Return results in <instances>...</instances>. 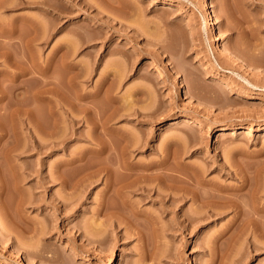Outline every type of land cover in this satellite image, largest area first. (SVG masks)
Here are the masks:
<instances>
[{"label": "rangeland", "instance_id": "1", "mask_svg": "<svg viewBox=\"0 0 264 264\" xmlns=\"http://www.w3.org/2000/svg\"><path fill=\"white\" fill-rule=\"evenodd\" d=\"M28 1L29 5L15 3V6L8 0L14 5L12 8L0 7V93L16 92L17 104L25 105L29 101L37 109L45 104L34 103L33 94L40 90V85L35 83H41L42 79L53 85L63 81L68 136L65 148L46 153L29 150L25 147L29 142L26 121L20 120L21 123L10 117L11 110L5 107L9 99L0 102L3 164L0 163V264H264V251H252L244 237L236 236V226L227 231L233 219L231 211L184 231L172 226L176 217L181 216L179 208L175 209L176 215L173 207L167 205L164 209L159 197H145L140 192L128 191L126 196L142 212L153 216L154 222L142 233L144 237H136L129 231L125 235L122 225L117 235H105V239L99 240L101 246L95 223L106 192L103 176L108 174L104 172L76 192L68 187L64 189L58 181L46 180L61 162H70L73 154L99 149L91 137H102L104 128L100 126L92 133V123L80 122L85 115L80 105L87 102L94 116L101 111L98 117L92 115L98 118V123L105 119L106 124L111 118L105 125L109 136L105 134L102 138L110 139L108 144L113 151L120 147L121 141L117 143L122 132L128 136L134 134L133 140L140 145L147 144L143 149L140 145L130 147V169L156 164L169 155L168 165L173 170L198 168L207 183L232 189L241 185L245 173L261 174L264 171V0H207L215 13L213 27L206 25L210 10L204 6L205 0ZM45 2L52 9L44 6ZM58 14L61 19L57 18ZM78 31L84 36L89 34V42L83 46L79 42L77 53L71 57L74 61L70 60L89 70L81 73L77 88L69 86L68 77L62 75L66 74L64 69H59L63 66H57L58 61H55L57 65L54 61L52 67L49 65L48 78L39 75L37 68V73L33 69V73L20 76L18 81L12 80L9 74L27 69L31 60L35 63L37 59V67L39 63L46 66L58 55L56 48L65 40L73 48L71 42L80 38ZM202 58L209 61L208 65H201ZM209 69L216 75L208 77ZM160 71L165 76L161 77ZM180 82L186 86L184 89L179 88ZM228 85L233 88L227 89ZM76 92L80 97L88 95L86 102ZM69 101H74V106ZM36 109L35 112L40 110L38 113L46 116L44 106ZM116 114L126 116L119 118ZM70 116L80 121L76 120V124ZM175 119H192L195 124L180 122L171 126ZM33 124L28 126L34 128ZM71 124L76 125V131L71 130L74 129ZM198 124H203L201 130ZM4 128L6 133L9 130L6 138L1 137ZM38 133L35 134L40 141L45 136ZM61 167L70 180L75 170L67 165ZM262 175L254 181L264 191ZM261 196L264 202V192ZM183 209L192 212L197 207L189 201ZM246 238L263 241L257 236ZM75 255L79 258L74 259Z\"/></svg>", "mask_w": 264, "mask_h": 264}, {"label": "bare ground", "instance_id": "2", "mask_svg": "<svg viewBox=\"0 0 264 264\" xmlns=\"http://www.w3.org/2000/svg\"><path fill=\"white\" fill-rule=\"evenodd\" d=\"M1 1L2 2L0 4V7H2V9L4 8L5 10L9 6L10 7L14 6V5L16 6L17 3L18 4H28V5L30 4V2L28 0H12V3H14V5L9 4L8 0H1ZM46 1H48V0H46ZM48 2L47 3L45 2L44 6H47V5L51 6L50 4H48ZM42 3H43V1H42ZM73 3H75V2L73 1ZM124 4L125 3L122 2L121 6L122 7L125 6ZM74 5L76 6V4H74ZM204 6L207 10H210L209 11L210 18H209V20L206 21V25L212 26L214 24L213 23L214 22L213 17H214L215 13L211 9L212 7H211L210 3H208L207 0L204 1ZM71 7H73V6H71ZM42 8H43V4H42ZM51 9H52V6H51ZM116 9L120 10L122 8L116 7ZM45 10L49 13L52 12V10L51 11L47 10V9H45ZM54 10H55V8H54ZM56 13H58V11L55 12V16H56ZM60 17H61L60 14H58L57 18L61 19ZM37 22L38 21H36V23ZM46 24H47V21H46ZM74 33L76 34V32H74ZM78 33L80 35V36L77 35L78 37H80L78 42H73V41L71 42V43H73V45H75L74 46L75 48L73 47L74 49L71 47L72 45H70V43L67 44L65 42L68 40H65L63 43L59 42L60 44L56 48L57 49L56 52L58 53V55L54 59L52 57L53 60L48 61V63H46L47 65L43 64L46 66L41 67L40 63H39V67H37V65H36L37 59L36 60L33 59V61L35 60V63L31 62L32 61L31 60L30 61V63H31L30 67H29V65H27L28 66L27 69L24 68L25 70H23V69H22V71L20 70V72L18 74L17 73L9 74V75H11L12 80L18 81L20 76H25L26 74L33 73L34 70L36 72L37 68H38L37 71L40 73L39 75H41L42 77L47 76L48 73L51 74L50 70H48L49 69L48 67H50L52 65V62L54 61L53 62L54 65L58 64L57 66H59V64H60L63 66V68H60L61 66H59V69L61 71H63L62 69H64V72L67 75L66 74L65 75L62 74V75L68 77L67 79H69V84H70L69 86L71 88L73 87L75 89V87L78 85L77 79L82 77V76H80L81 73L84 74V72H87V70H89L87 67L85 68L84 65L83 66L78 65V64L72 62V61H74V59H72L71 57L75 56V52L77 53L78 47L81 45V44H79V42H82V46L84 44L86 45V43L89 42L87 40V39H89V38H87V36L89 34L86 36V34H87L86 33L85 34L86 37H85L80 31H78ZM68 42H70V41H68ZM74 43H76V44H74ZM77 43H78V45H77ZM8 46H11V45H8ZM76 46H77V48H76ZM9 53H10V51H9ZM8 56H9V54H8ZM28 58H27V60H28ZM236 58H238V57H236ZM201 60H202L201 61L202 66L208 65V63H209L208 60H206L205 58H202ZM55 61L56 62L58 61L59 63L57 62V64H56ZM80 66H82V67H80ZM83 67L86 69V71L84 70ZM54 69H56V68H54ZM55 73H57V72H55ZM207 73H208L207 74L208 77L216 75V73L210 69L207 70ZM85 75H86V73H85ZM160 76L161 77L165 76L163 71H160ZM177 76H178V78H180V75H177ZM42 77H40V78H42ZM47 78H48V76H47ZM39 81H41V83H38V84L35 83L37 86L40 85V87H39L40 90L37 89L39 91L37 92V90H36L37 93L33 94L34 95L33 98L35 100L34 103H36L37 101H39V102L42 101L41 103L44 102L45 105H43L44 106L43 110L47 111V113H45L47 117L49 114L50 118L48 117V119L50 122L48 120H47L48 122L46 121L47 117L45 115H40L38 113L40 110L35 112L36 107L33 109V106H34L33 103L28 101V103L26 102L24 105L23 104L24 102H23L22 103L23 107H22V105L17 104L16 98L19 99V97H18L19 94L16 92H11L12 95L9 92L8 93L10 95L6 94V92H1L0 93V102L3 103L6 99H7V101L9 99L8 103L7 104L5 103V107H6V109H7V107H9L8 109L11 110V111H9L10 114L8 113L10 115V117H15L14 119H17V121H18V119H19V121L22 120V122L26 121L25 122V124H27V127H26L27 131L26 132H28L27 136L29 137V139H28L29 142L25 145V147L28 146L27 149H29V150L36 149L38 152L46 153V152L51 151L52 149L54 150V148L55 149H57L58 147H64L65 148L67 145L66 144L67 143V139H66L67 137L66 136H68V135L65 134L67 132V131L65 132V130H67L68 128H66V126H65L67 124H64V123H66V121H68L67 120L68 118H66L64 113H65L66 106L68 107V105L66 104V101H65L66 99L63 95V93H65V92H63L64 88L62 89L63 81H61L62 83H60V82L56 83L55 82L56 84L54 83V85L52 82H49V81H46L43 79L39 80ZM179 84H180L179 85L180 89H184L186 87L184 85V83H182V82H180ZM110 87H111V85H110ZM226 88L230 89V88H233V86L228 85ZM74 89H72V90H74ZM77 92L75 94H77ZM80 94H82V93L80 92ZM106 94H107V92H106ZM50 96H53V98ZM77 96H78V98L80 97L79 94H77ZM77 96L74 95V98ZM11 97L14 98V101L16 100L15 101L16 103L12 101L13 99ZM33 98H32V100H33ZM80 98H81V100H84V102H86L85 99L88 98V95L87 96L83 95ZM239 98L240 97H238L237 100H239ZM10 99H11L12 103L10 102ZM71 99H73V98H71ZM75 100H77L76 102H79L80 99L76 98ZM74 101L72 102L73 104L70 101L67 103L68 104L71 103L72 104L71 106H74ZM97 101H98V99H97ZM80 104H81V102H80ZM77 105H78V103H77ZM43 106H40V107H43ZM80 106H82V108H80V109H81V111H84L85 115L81 118V121L78 119H76V120L83 122V123L84 122L85 123L88 122L89 124L92 123L93 124L92 130L94 129V131L92 133H94L96 130H98L100 126H102L104 128L103 132H105L104 135L105 134L108 135L110 131L108 132L109 129H106L108 126L106 127L105 125L109 122V120L111 118L109 119L108 116L106 117V119H109V120H106L107 121L106 124L104 122L105 119L103 120V122L101 120L98 123L96 121V119H98V118H93V117H96V116L98 117V115H97L98 113L100 115H102L101 111L95 113L96 115L94 116V114L92 112H90V109H92V108L88 106V102L85 103L84 105H80ZM3 108H4V106H3ZM10 108H12V109H10ZM39 108H37V109H39ZM74 108L76 109V107H74ZM0 110H1V107H0ZM114 110L117 111V109H115V108H114ZM130 110H128V111H130ZM116 111L111 110V112H116ZM90 113H92L91 116H90ZM103 114H105V113H103ZM138 114H139V112H138ZM92 115H93V117H92ZM116 115H119V118H120V115H121V117L122 116L124 117V115L126 116V114H116ZM116 115H114V116H116ZM132 115L133 114H130L129 116H132ZM142 115H145V114H142ZM103 116H100V117H103ZM70 117L72 118L73 116H70ZM113 117H112V119H113ZM44 118H45L46 122L44 121ZM50 119H52V120H50ZM28 120L31 124L34 123L32 126L35 129L37 128L36 132L33 131L34 128L31 127L32 128L31 129L28 126V124H30L28 122ZM76 120H75V117L71 119V121H73L74 123L77 124ZM73 122H70V123H73ZM180 122H184L187 125L195 124V122L192 121V119H184V121L183 120L179 121V119H175V120L171 121L170 125L174 126V125L179 124ZM100 123H101V125H100ZM78 124H79V122H78ZM83 125H85V124H83ZM202 125L203 124H198V126H199L198 130H201L203 128ZM71 126L74 127V129H75L76 125L74 126V124H71ZM69 129H71V128H69ZM74 129H71V130L76 131V129L75 130ZM5 130H7V129L4 128V131L1 130V133H2L1 137L2 138H4V137L6 138L7 135L5 136V134L9 133L8 132L9 130L7 131V133ZM37 131L45 136V137L43 136L44 138L41 139L40 141L38 140L40 138L38 136H36V134H35V133H38ZM98 132H100V131H98ZM98 132H97V135L99 134ZM103 132H102V134H103ZM75 134H76V132H75ZM72 135H74V132L72 133ZM104 135H102V137H104ZM133 135H132V133H131V135L129 134V136H131V138H130L128 135H125V133L122 132L120 134V137H119L120 139H118L119 142L117 143V144H119L121 141L120 145H118V146L121 147V145H122V148H120V147H119V149L115 148L116 151H113L112 145L110 146L108 144L110 139L107 140L106 138H102V137H100L101 135L100 136H94L93 135L94 138L91 137V141L96 143L98 145L99 149H97V150L93 149L92 151H89V150L85 151L84 150V152H81V150H80V153H77L75 156L73 154V157L71 158V160H69L70 162H68V163L61 162V164L59 163L60 166H59V168L57 167L58 170H57V168L55 171L53 170L52 171L53 173H51V174L49 173L50 175L47 177L48 179H46L50 182H57L58 181L59 184L64 189H67V187H68L71 189V191L76 192L82 186L84 187L85 183L87 185H89L87 182H89V181L93 182L94 181L93 179H95V178H96L95 180H97V177H100V175L104 174V172H106L105 175L108 174L107 176H103V178H105L106 192H105L104 196L102 197L103 198L102 201L100 202L97 221L95 223L97 235L100 238V239H98V241L99 240L101 241V239H105L103 237H106L107 235H112V236H113V234L117 235L118 234L117 230L121 229L122 225L125 226L124 227L125 233L129 231V234L131 233V234L135 235L136 237L137 236L140 237V235L141 236L143 235L142 233H145L144 231L149 229L148 226L152 225V223L154 222L153 220H151L153 218V216H150L151 214L150 215L149 214L147 215V213L145 214L144 211L142 212L138 208V206H135L136 205L135 203L133 204L127 198L126 192L129 191L130 193L140 192L139 194L144 195L145 197L146 196L150 197V198L153 196H155L157 198L159 197L163 202L164 209H165V206H167V205L170 207H173L174 210L179 208V210L181 212V216L176 217L177 219L175 221H173L172 226L174 225V227L181 228L184 231L189 230V228L192 227L194 224H199V223H201V222H203L209 218H212V217H215V216H218L221 214L223 215V213L227 212V210L231 211L233 213V219H232L231 225L227 228V231L231 230L233 227L236 226L235 227L236 236L239 239L244 237L245 240H247L246 242H248L247 245L249 246V248L252 251H256V252H263L264 251V202L262 201L263 196H261L262 192H264V191L260 189V186L257 188V186H258L256 184L257 180L255 179V178H259V176L261 177V175L263 174L264 171L263 172L261 171L260 172L261 174L258 173L259 171L258 172L255 171V172H257L255 174H253L255 176H253V175L249 176L250 173H245L242 176L241 185L237 188L232 189V188H225L222 186L207 183L204 180L205 178H203V171L198 169V168H191L192 169L191 171H187L184 169L185 167L184 168L182 167L183 165L182 166L180 165L183 168V170L178 169L179 167L177 169L173 170V168H170L168 165L170 163V159H171L169 155H165L161 159V161L156 163V164H149V165L147 164L146 166H142V168H140L141 166L140 167L138 166L139 168L130 169L131 163L129 164V161H130L129 158H131V157H129L130 156L129 155V149L131 146H133L135 148L136 146L140 145V143L138 141H136V142L134 141L135 138H133ZM136 138H137V136H136ZM137 140H139V138H137ZM140 146H141L140 148L143 149V148L147 147V144L141 143ZM134 148H132V149H134ZM27 149H25V151ZM13 150H15V149H13ZM89 154H91V156H89ZM173 161L175 162L174 157H173ZM174 162H172V165ZM62 165L63 166L67 165L69 168H73V170H75L74 171L75 173L72 175L73 178L69 177L70 180H68L65 177V173H64L65 168H64V170L61 169ZM131 167H133V166L131 165ZM1 171H2V169H1ZM109 171L112 172L113 175H111L112 173L110 174ZM127 171H129V172L125 173ZM256 176H258V177H256ZM263 176H264V174L262 175V177ZM254 179L256 181H254ZM2 186H3V184H2ZM73 194H74V192H73ZM111 200L115 201V202H113V204H111L112 203V202L110 203ZM189 201H193V203L196 204V207H197L196 211L188 212V211H185L183 209L185 204ZM175 212H176V210H175ZM145 215H147L146 217L148 220L147 219L145 220V218H146ZM176 215H178L177 212H176ZM143 217H144V219H143ZM144 220L146 222H144ZM150 228H151V226H150ZM125 235H128V234L126 233ZM249 235H251L254 238L256 236H257V238L261 237L263 239V241L262 240L260 241L256 238L251 241L248 238H246V237H249ZM98 236H97V238H98ZM142 237H144V236H142ZM101 243L102 242H100V245L102 246ZM76 258L78 259L79 257L77 255H75L74 259H76Z\"/></svg>", "mask_w": 264, "mask_h": 264}]
</instances>
